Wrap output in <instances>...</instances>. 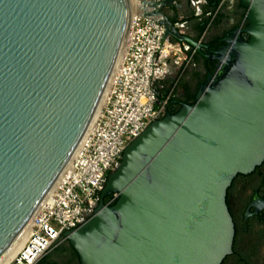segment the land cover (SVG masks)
<instances>
[{
    "label": "water",
    "instance_id": "95a60500",
    "mask_svg": "<svg viewBox=\"0 0 264 264\" xmlns=\"http://www.w3.org/2000/svg\"><path fill=\"white\" fill-rule=\"evenodd\" d=\"M134 1L0 0V261L83 144L134 12L213 62V72L194 104L126 147L94 216L63 235L80 264H221L231 254L227 189L264 161V0H237L247 25L217 50L169 21L162 9L174 0Z\"/></svg>",
    "mask_w": 264,
    "mask_h": 264
},
{
    "label": "built area",
    "instance_id": "2783aa9c",
    "mask_svg": "<svg viewBox=\"0 0 264 264\" xmlns=\"http://www.w3.org/2000/svg\"><path fill=\"white\" fill-rule=\"evenodd\" d=\"M133 14L120 62L83 144L22 235L21 243L13 246L1 264H37L65 243V232L94 216L107 178L120 166L126 147L167 114L176 83L162 95L159 83L169 73V61L183 72L192 55L186 54L182 45L164 38L161 24ZM117 197L112 194L104 204L110 206Z\"/></svg>",
    "mask_w": 264,
    "mask_h": 264
},
{
    "label": "trees",
    "instance_id": "16d2710c",
    "mask_svg": "<svg viewBox=\"0 0 264 264\" xmlns=\"http://www.w3.org/2000/svg\"><path fill=\"white\" fill-rule=\"evenodd\" d=\"M224 0H204V4L202 5V13L200 16L191 15L183 21H186L187 26L190 27L196 34V37L192 38L193 41H201L206 42L210 45L212 50H217L222 47L224 44L221 39L225 37V35L231 33L238 27H246L247 23L243 21V16L245 14V10L242 8L240 4H238V10L236 11L235 23L230 27L217 28L218 35L212 37L209 35V28H215V24L224 23L226 21L225 16L220 15L217 12L218 7L221 6ZM178 22V21H177ZM176 25V22H172ZM186 35V34H184ZM172 43H178L174 39H170ZM179 44V43H178ZM183 50L186 54L192 55L190 65L182 72L181 76L176 80V86L171 94V98L167 104V113L175 114L179 111L180 106L182 104H194L195 94L201 84H203L206 80V76L209 72H213V62H209L193 51L191 48H187L185 45L182 46ZM204 71V73H203ZM173 84L171 85V87ZM170 87V88H171ZM164 89L159 91V94L164 93ZM262 172V173H261ZM262 175L263 179L261 184H264V161L263 163L254 169L248 175H237L231 182V185L228 187L226 192V205L228 207V211L231 215L235 234H238V231L242 232V213L244 209L236 210L240 213L239 217H235L230 206L229 196L235 191L237 187V181L240 178H253L254 176ZM261 187H256L259 190ZM108 199V198H107ZM104 199V202L107 200ZM118 198L114 200V202L110 205L113 206ZM233 212V213H232ZM234 234V235H235ZM38 264H80L79 258L70 244L65 241L61 246L49 252L46 256H44ZM223 264V263H222Z\"/></svg>",
    "mask_w": 264,
    "mask_h": 264
},
{
    "label": "flooded vegetation",
    "instance_id": "af4514ba",
    "mask_svg": "<svg viewBox=\"0 0 264 264\" xmlns=\"http://www.w3.org/2000/svg\"><path fill=\"white\" fill-rule=\"evenodd\" d=\"M238 4L240 3L237 0L223 1L220 7L228 8L231 19L224 23H216L215 28L231 26L230 24L234 22L236 17ZM173 7L175 11L172 15L168 14L169 16H167V12H163L166 13L165 15L170 22L181 20L179 18H182L180 17L181 10L184 11L183 0H174ZM262 179L263 176L260 174L253 178L238 179L235 191L229 196L230 206L236 218L240 216L236 210L244 209L242 213L243 228L242 232L238 231V234L234 235L232 252L223 259L221 264H264V184H261ZM256 187L261 188L257 190ZM247 212L249 215L245 218Z\"/></svg>",
    "mask_w": 264,
    "mask_h": 264
},
{
    "label": "crops",
    "instance_id": "0c3cea01",
    "mask_svg": "<svg viewBox=\"0 0 264 264\" xmlns=\"http://www.w3.org/2000/svg\"><path fill=\"white\" fill-rule=\"evenodd\" d=\"M173 4L171 6H165L162 9L163 12L164 11L167 12V16L172 15L173 11H175ZM183 4H184V11L181 10V12H180V17H182V18H179L181 20H178V22L176 21V26L178 29H180V31L183 34H186V36H188L189 38L192 39V38L196 37V34L190 27L187 26L186 21H183V20H185L186 18H188L191 15L200 16L201 14H203L202 13L203 12L202 11V5L204 4V0H183ZM218 8L219 9L217 12L220 15L222 14V16H225L226 20L230 21L231 16L229 15L228 8H225V7H218ZM234 23H235V20L230 25L232 26V25H234ZM225 27H227V26H225ZM209 35L212 37L217 36L218 35L217 28H214V27L209 28ZM181 74H182V70H181L180 66H177V65L173 64L171 61H169V73L159 83L160 92H161V85L163 87L162 89H164V90L169 89L171 87V85L174 84L176 82V80L181 76Z\"/></svg>",
    "mask_w": 264,
    "mask_h": 264
},
{
    "label": "bare ground",
    "instance_id": "6f19581e",
    "mask_svg": "<svg viewBox=\"0 0 264 264\" xmlns=\"http://www.w3.org/2000/svg\"><path fill=\"white\" fill-rule=\"evenodd\" d=\"M136 5V2L134 1V0H130V6H131V8H134V6ZM133 10V9H132ZM123 53V52H122ZM122 56V55H121ZM120 59H121V57H120ZM119 62H120V60H119ZM119 62H118V64H119ZM95 119V118H94ZM22 237V236H21ZM19 243H21V238L17 241V243L15 244L16 246L19 244ZM14 245V246H15ZM5 258V257H4ZM4 258L0 261V264L1 263H3V261H4Z\"/></svg>",
    "mask_w": 264,
    "mask_h": 264
}]
</instances>
